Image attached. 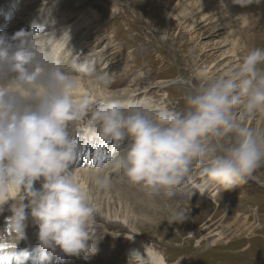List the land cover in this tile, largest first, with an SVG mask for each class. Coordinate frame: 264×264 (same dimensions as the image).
I'll return each mask as SVG.
<instances>
[{"label": "clouds", "instance_id": "obj_1", "mask_svg": "<svg viewBox=\"0 0 264 264\" xmlns=\"http://www.w3.org/2000/svg\"><path fill=\"white\" fill-rule=\"evenodd\" d=\"M233 2L246 6L259 0ZM37 33H0V212L13 201L6 222L20 239L31 219L42 250L59 248L86 259L96 253V209L74 178L76 144L67 128L70 120L89 113L84 131L114 142L108 156L112 171L141 185L149 196L161 190L172 195L182 185L216 196L246 182L264 163V140L233 113L237 106L249 116L264 110V49L249 50L226 76L205 78L178 112L152 103L125 108L113 98L116 94L99 105L86 97L74 101L75 81L30 43ZM76 66L88 71L86 63ZM90 181L102 191L112 186L111 173L92 172ZM189 212L169 208L167 223H182ZM141 248L131 249L128 258L154 264L152 249L147 243ZM28 255L16 253L17 264ZM42 255L48 258L46 252Z\"/></svg>", "mask_w": 264, "mask_h": 264}, {"label": "rangeland", "instance_id": "obj_2", "mask_svg": "<svg viewBox=\"0 0 264 264\" xmlns=\"http://www.w3.org/2000/svg\"><path fill=\"white\" fill-rule=\"evenodd\" d=\"M13 1L17 4L24 3V0ZM32 1L34 3L27 1L26 4L33 10L46 6V3L48 8L53 6L48 13L51 20H47L50 28H53L48 30L49 26L46 24L45 28H41V34L65 28L81 20L84 14L92 15L89 16L91 24L88 26V35L80 39L78 36L83 33L82 30L74 36L76 41L73 40L70 44L72 46L77 42L78 46L87 38L86 42L98 38L81 53V56L86 57L82 63L90 60L89 68L104 65V70L98 73L106 71L113 75L115 81L108 87L111 92L137 91L135 99H146V102L163 105L178 112L186 108V95L205 82V78L213 80L226 76L242 62L249 50L264 49V12L261 16L252 15L247 12L246 6L241 7L239 4L231 26L234 38L232 42H225L226 30L215 31L223 23L225 10L221 2L222 6L217 5L216 0H118L115 5L112 0ZM259 1L262 2L259 6L264 8V0ZM177 2L179 4L176 7ZM20 11L18 6L9 13L8 18L4 16L0 20V33L3 22L13 25V22L19 20L17 17L29 16L22 15ZM214 31L219 34L210 35ZM231 46L234 48L233 53H229ZM65 60L75 62V57ZM260 67L264 68V64ZM233 113L244 126L254 130L264 140V110L249 116L242 106H237ZM89 117L90 113L86 121ZM70 126L68 124L67 128ZM91 138L97 144L94 150L89 148L85 152L84 157L88 162L97 158L96 153L106 150L104 144L93 135ZM106 161L110 162L108 157L105 163ZM198 170L197 167V173ZM121 181L125 183L112 182L107 191L97 189L88 181L84 185L80 184L87 192L90 204L93 207L94 202L97 204L94 207L95 238L99 239L97 251L94 255L87 254V259L81 255L79 259L62 261L61 264H135L126 252L132 243L128 237L131 234L152 245L157 253L164 255L167 264H264V163L253 171L246 182L229 190H221L213 199L195 195V189L186 185L176 189L172 195L161 190L149 196L141 185L133 184L126 178ZM137 190L143 192L139 193ZM8 205H4V210L0 212V235L3 234L5 239L12 235L14 239H19L20 234L6 222V218L11 215ZM176 207L189 208V217L182 223L169 225V208ZM107 209L110 213L113 210L118 211L119 215L124 213L127 224L113 223L106 216ZM199 227L203 229L194 233ZM37 231L36 225L29 219L23 236H29V239L24 247L1 238L0 245L22 251L25 248L28 256L35 253L37 258L39 251L33 249L34 245L36 249L40 247ZM29 241L31 244H28ZM49 251L50 249L42 250L47 254Z\"/></svg>", "mask_w": 264, "mask_h": 264}, {"label": "bare ground", "instance_id": "obj_3", "mask_svg": "<svg viewBox=\"0 0 264 264\" xmlns=\"http://www.w3.org/2000/svg\"><path fill=\"white\" fill-rule=\"evenodd\" d=\"M27 1H28V3L30 1V4L34 3L32 0H24V3H21V4H17L13 0H0V20L4 16L6 18H8L10 16L11 12L14 11L15 9H17L18 6H19V8L21 10L20 12H22V15H25V14L29 15L28 17H24V16L17 17L19 20L17 22H15V23L12 21L13 25L12 24H8V22H6V23L3 22L2 33H7V35L10 37L12 34H14L15 32H17V31H19L21 29H24L25 31H31V30L35 29V30H38L40 32L41 28H43L44 26H46V24L49 23L48 21H50L51 18L49 19L50 16L48 15V13L51 12L53 6L48 8V5L46 3V6L39 7L37 9L33 10V9H30V7L27 6V4H26ZM75 1L78 2L79 0H75ZM183 1H188V0H183ZM112 2H113L114 5L118 4V0H112ZM178 2L176 3V7L179 4ZM216 2H217V5H219V6L223 5L225 7V10H224V15L222 17L223 18V20H222L223 23H221V25L218 26V28L215 31L217 32V30H226L225 38H224L225 40L224 41L225 42L226 41L232 42V40L234 38L233 37L234 34H233V30L231 29V26H232V24L234 22V13L236 12V10H238V8H236V6L238 7L239 5L235 4L233 2V0H216ZM220 2L222 3V5H221ZM260 3H262V2H260V1H259V3L253 2L251 4L246 5V7L245 6L244 7L247 9V12L249 11L250 14H252V15L253 14L254 15L255 14H260V16H261V15H263L264 8L259 6ZM203 6H205V5H203ZM1 8L3 10H1ZM7 8H8V10H7ZM212 8H213V6H212ZM4 9H6V11ZM94 13L91 12V14H94ZM89 16H92V15L84 14L81 17V20L79 19L78 21L74 22L73 24H71L69 26H66L65 28H57L56 30L50 31L48 33L45 32L44 34L37 33L34 37L31 38L30 43L33 44V45L39 46V49L44 52V55H45V57H46V59L48 61L57 64V66L59 68H63V69H61V71L65 75H67L71 80L75 81L76 87L71 90V95H72V98H73L74 101H79V100H81V99L86 97L89 101H92V102L96 103L97 105H99L100 103H102L104 101L105 97H113V94H116L113 98L125 108L129 104H145V103H149V101L148 102L145 101L146 99L145 100L144 99H142V100L135 99V97L137 95V91L135 92V91H132V90H120L118 92H111L108 87L110 86V83L112 81H115V79H113V75L110 74L109 72H106V71H104V73H102V72L98 73V71L104 70L105 66L103 65L102 67L98 68L99 66L96 65L94 68H89L90 67V63H89L90 60L82 63V61H84L86 57L84 55L81 56V53L83 52V50L88 45H91V43L95 42L98 38L86 42V40L88 39L87 38L85 41L81 42L78 45L79 47L77 46V42L75 44H73L72 46L70 44H72L73 40H75L74 36L77 33L80 34L82 32V30H83V33H81L78 36L80 39L81 38L83 39L86 35H88L87 34L88 26H89V24H91ZM191 19H193L192 16H191ZM62 22H61V25H62ZM48 26H49V28H47L48 30H51V28H53V27L50 28V24H48ZM48 30H46V31H48ZM215 31H214V33H211L210 35L216 36V35L219 34V33H216ZM77 41H79V40H77ZM232 46L234 47L233 44H232ZM232 46L229 49V53H233L234 52V48H232ZM76 47H78V48H76ZM94 55H95V53H94ZM71 56L75 57V62H72L71 60H67V61L65 60L66 62L64 61L65 58L70 59ZM228 56H231V55H228ZM77 63H79V64H85L86 63L88 65V71H86V72L80 71L79 68L76 66ZM108 64H110V63H108ZM66 67L69 68L70 70H67ZM142 98H143V96H142ZM86 117H87V115L85 117H83L82 119H80V120H70L69 123H68V124H71V126L68 128V131H69L70 135L72 136V138L74 140V143L76 144V156H77V158L74 160L73 167H72V171L74 173V178L77 179V181H79V183L81 185H84L85 182H87V181L89 183H91V181H90V173H92V172H99L101 174L111 173L112 182H117V183L124 184L125 182L121 181V179L124 178V177L120 173L112 171V167H111L112 161H110V162L106 161L107 163H105V159L109 156V154L113 150L114 142L100 141V140L95 138L97 141H99V142L104 144L106 150L96 153L95 156L97 158L91 160L90 162H88V160L85 159V157H84L85 152L89 148H92L94 150L95 149L94 146L97 144V142H93L92 141V138L90 139V136L92 134L84 131V129L88 126L87 125L88 120L86 121ZM83 136H85L86 138L83 137ZM80 155H81V157H80ZM90 165H92V166H90ZM41 183H42V180L35 182V187L39 188ZM124 190H126V189H124ZM134 190H136V189H134ZM137 191L139 193L143 192V191H139V190H137ZM194 193H195V195H198L200 197L205 196V198H207V199H213L214 198V196H211L208 192H205L203 195H201L198 191H196ZM9 195L11 196L12 193L10 192ZM9 202L13 203L12 200H9L6 204L8 205ZM94 203L95 204H93V205H94V207H96L97 204H96V202H94ZM157 203L159 204V200H158ZM163 203H166V202H163ZM6 204H4V205H6ZM118 204L120 205V202ZM156 206H157V204H156ZM117 207H118V205H117ZM166 207H167V205H166ZM164 208L165 207H163V209ZM200 208H201V206H200ZM112 212L113 213H110L109 209H107L106 216L110 217L112 219L113 223H116V224L119 223V224H123V225L126 223L127 219H126V215L124 213H121V215H119L117 213L118 211H114L113 210ZM123 212H125V211H123ZM144 216H146V215H144ZM161 218L163 220V217H161ZM109 225H112V224H109ZM192 227H193V225H192ZM210 228H208V229H210ZM202 229L203 228L199 227L198 229H196L194 231V233H196L198 231H201ZM136 234H138V233L136 232ZM2 235H0L1 239L6 240V241H10V243H14V244L16 243L20 247H24L26 241L29 239V236H25V237H23L21 239H20V237H19V239H17V238L14 239L15 238L14 235L9 236V238L5 239V236H2ZM131 235H128V237L130 239L132 237H133V239H132L131 245L127 248V251H126L127 254H129V251L131 249H133V248H138V249H141V251H142L141 244L145 243L141 239L136 238L135 236H131ZM195 236H197V235L195 234ZM246 236H247V234H246ZM172 237H173V235H172ZM259 241L257 240V242H259ZM249 243H251L250 240H249ZM14 244H13V246H15ZM28 244H31V241H29ZM10 245L12 246V244H10ZM147 245L153 251L154 264H167V262H166V260L164 258V255L162 256L161 254L157 253L154 250L153 246L150 245L149 243H147ZM5 246L6 247H3V248L0 247V264H17L16 253H19L22 250H16L17 248H15V249L9 248V247H7L8 245H5ZM34 246H33V249H35L37 252L39 251L40 254L39 253L37 254V258H36L35 253L33 255L28 256L27 257L28 259H25L23 264H61L62 261L70 262L71 260L80 258V256L79 257H77V256H74V257L73 256H68V255L64 254L62 251H60L59 248H57L55 251L50 250L49 253L47 254L48 258H43L42 250L40 249V247L39 248L37 247V249H36V248H34ZM227 246H228L227 248H229V245H227ZM20 247H18V248H20ZM20 249H23V248H20ZM23 251H26V249L24 248ZM82 256H84V255H82ZM76 262H77V260H76Z\"/></svg>", "mask_w": 264, "mask_h": 264}, {"label": "snow or ice", "instance_id": "obj_4", "mask_svg": "<svg viewBox=\"0 0 264 264\" xmlns=\"http://www.w3.org/2000/svg\"><path fill=\"white\" fill-rule=\"evenodd\" d=\"M0 247H6L5 245H0Z\"/></svg>", "mask_w": 264, "mask_h": 264}]
</instances>
